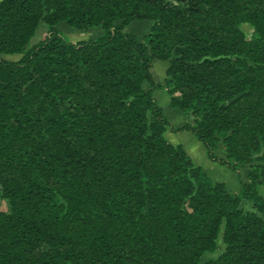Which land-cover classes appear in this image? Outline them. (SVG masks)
<instances>
[{
	"label": "trees",
	"instance_id": "16d2710c",
	"mask_svg": "<svg viewBox=\"0 0 264 264\" xmlns=\"http://www.w3.org/2000/svg\"><path fill=\"white\" fill-rule=\"evenodd\" d=\"M156 89L189 119L173 128ZM168 126L234 172L264 160V0H0V264H199L222 224L205 264H264V166L233 194Z\"/></svg>",
	"mask_w": 264,
	"mask_h": 264
},
{
	"label": "crops",
	"instance_id": "0c3cea01",
	"mask_svg": "<svg viewBox=\"0 0 264 264\" xmlns=\"http://www.w3.org/2000/svg\"><path fill=\"white\" fill-rule=\"evenodd\" d=\"M151 24H152V21H149V20H142V21L134 20L125 27V30L135 34L139 39H142V37L146 33H148ZM132 27H135V29ZM156 60H159V59L153 60L152 66ZM157 63H158L159 69L162 70L163 72V77L165 78V70L168 66V62L163 61V62H157ZM157 82H160V80ZM160 98L162 99L161 102L157 100L156 101L162 107V109L164 108L165 105L170 106L168 94L160 93ZM175 113H178V112L175 111ZM187 117H188L187 114L186 115L181 114L180 121L174 122V123L171 121L170 125L173 128H176L179 125H181L187 119ZM166 137L173 144H181L182 148L190 156V158L192 159L195 165L200 166L213 181L223 182L226 188L230 190L233 194L239 192L242 182L249 181V171H250L249 166L242 167L238 171L237 174L231 170L230 172L226 166L220 163H217L216 161H212L208 159L204 146L190 132L169 130L166 133ZM215 153L218 157L224 156L222 152L218 153L217 149ZM256 163L264 166V160L260 162H256ZM259 181L261 182L259 185V192L264 197V176H261ZM243 203H248V202L244 201Z\"/></svg>",
	"mask_w": 264,
	"mask_h": 264
},
{
	"label": "rangeland",
	"instance_id": "374dc122",
	"mask_svg": "<svg viewBox=\"0 0 264 264\" xmlns=\"http://www.w3.org/2000/svg\"><path fill=\"white\" fill-rule=\"evenodd\" d=\"M172 2H177V0H170ZM56 27L58 30H60V32L62 33V35L68 39L69 41H78V40H86V39H94L95 37H97L99 34H101V29L100 27H91L90 29H86V30H80L74 27L69 26L68 24H66L65 22H59L56 24ZM135 29V27H132ZM243 29L247 32L250 33L251 29L248 25H243ZM47 35V28L45 24H40L37 26L34 35L32 36V38L30 39V44H34L36 42H38L39 40L43 39L45 36ZM143 38V37H142ZM142 40V39H140ZM6 58L9 59H17L20 57L19 54H15L12 56H5ZM164 60H156L155 63H153L151 72L152 75L154 77L155 80L162 82L163 81V72L162 70L159 69L158 63L157 62H163ZM160 93H165L167 94L165 91L161 90V89H156L153 91V96L156 98L157 101L161 102V98H160ZM164 105V104H162ZM178 112V113H175ZM163 112L166 115L169 123L172 121L174 122H179L181 119V114L186 115V113L180 111L179 109L175 108V107H170L169 105H165L163 108ZM180 114V115H179ZM187 119H189V115L187 117ZM186 119V120H187ZM183 122V121H182ZM170 130V126L167 127V130L165 131L164 135L166 137V133ZM168 135V134H167ZM167 138V137H166ZM169 141V140H168ZM170 142V141H169ZM173 144V143H172ZM216 151V150H215ZM217 152L218 153H223V143L220 140L218 147H217ZM192 160V159H191ZM193 162V161H192ZM194 163V162H193ZM218 163V162H217ZM254 164H257L256 162L251 163L250 165H246L249 166V168L251 169L252 166H254ZM252 165V166H251ZM228 170L230 171V169L228 168ZM240 170V169H239ZM232 171V170H231ZM230 171V172H231ZM234 172V171H233ZM234 173H238V172H234ZM264 176V175H260ZM228 179V178H227ZM225 185V184H224ZM226 187V186H225ZM227 189V188H226ZM228 190V189H227ZM229 192H231L230 190H228ZM232 193V192H231ZM149 207V205L146 206L145 209H147ZM242 208L245 210H253L250 203H242ZM9 210V205L7 203V200L5 198H1L0 197V211H8ZM222 234H223V224L220 226V231L218 233V236L216 238V243H217V248L212 251V252H205L203 253L202 257L200 258L199 264H205V262L212 258H217L225 249V244L223 243L222 240Z\"/></svg>",
	"mask_w": 264,
	"mask_h": 264
}]
</instances>
